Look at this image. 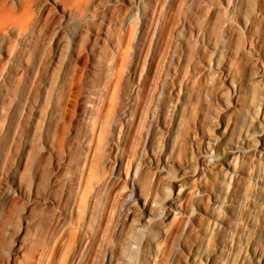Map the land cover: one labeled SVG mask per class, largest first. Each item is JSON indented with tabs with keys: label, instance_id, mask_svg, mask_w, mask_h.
I'll return each mask as SVG.
<instances>
[{
	"label": "rangeland",
	"instance_id": "1",
	"mask_svg": "<svg viewBox=\"0 0 264 264\" xmlns=\"http://www.w3.org/2000/svg\"><path fill=\"white\" fill-rule=\"evenodd\" d=\"M30 13L0 27V264H208L256 195L225 176L255 167L230 150L264 115V0ZM218 215L231 228L202 242ZM256 217L245 264L264 252V200Z\"/></svg>",
	"mask_w": 264,
	"mask_h": 264
},
{
	"label": "bare ground",
	"instance_id": "2",
	"mask_svg": "<svg viewBox=\"0 0 264 264\" xmlns=\"http://www.w3.org/2000/svg\"><path fill=\"white\" fill-rule=\"evenodd\" d=\"M31 3L32 0L24 1L21 8L16 11L7 7L0 10V27L9 21L27 22L31 14ZM257 118L262 122L258 131L253 134L249 131L242 132L240 140L233 143L230 150L232 154L255 163V167L242 172L236 168L233 161H229L227 166L231 172L225 176L227 181H231L236 176H242L245 184L249 183L254 187L256 195L251 198L245 197V202H243L247 212L244 217L239 219L240 222L234 227L232 235L222 244V247L217 246L204 253L208 264H214L216 261L215 257L223 251L225 253V261L222 264H245L248 252L254 250L253 239L259 227L256 214L264 200V115H260ZM214 201L216 204L225 207L229 204V201L223 200L219 196H216ZM227 228H231L228 219L219 215L215 216L204 231L201 241L203 242L209 233ZM253 264H264V252L255 256Z\"/></svg>",
	"mask_w": 264,
	"mask_h": 264
}]
</instances>
